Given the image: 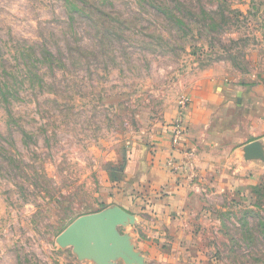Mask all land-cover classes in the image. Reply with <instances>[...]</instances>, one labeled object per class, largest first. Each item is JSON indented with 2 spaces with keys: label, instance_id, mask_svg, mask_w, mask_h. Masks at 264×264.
<instances>
[{
  "label": "rangeland",
  "instance_id": "374dc122",
  "mask_svg": "<svg viewBox=\"0 0 264 264\" xmlns=\"http://www.w3.org/2000/svg\"><path fill=\"white\" fill-rule=\"evenodd\" d=\"M210 76L252 90L264 155V0H0V264H99L60 235L119 185L145 198L104 166ZM254 161L241 184L223 173L193 192L176 264H264Z\"/></svg>",
  "mask_w": 264,
  "mask_h": 264
},
{
  "label": "crops",
  "instance_id": "0c3cea01",
  "mask_svg": "<svg viewBox=\"0 0 264 264\" xmlns=\"http://www.w3.org/2000/svg\"><path fill=\"white\" fill-rule=\"evenodd\" d=\"M231 82L211 76L203 79L190 89L186 100L164 117L152 136L131 139L126 174L135 183V193L145 198L126 196L121 191L127 188L119 185L114 191L120 189V194L109 205L128 213L129 218L118 230L129 236L132 250L140 255L143 264L181 261L186 250L180 249V242L189 239L190 233L186 209L193 192L205 185L207 176H213L210 180L216 187L221 175L230 173L234 185L223 186L231 188L241 184L248 172L263 169L257 161L243 159V147L260 137L255 135L256 111L248 104L253 102L252 90L237 88ZM179 120L182 138L174 145L169 134ZM169 162L173 168L183 167L178 177ZM245 184L253 185L250 180ZM172 242L175 243L169 251Z\"/></svg>",
  "mask_w": 264,
  "mask_h": 264
},
{
  "label": "water",
  "instance_id": "95a60500",
  "mask_svg": "<svg viewBox=\"0 0 264 264\" xmlns=\"http://www.w3.org/2000/svg\"><path fill=\"white\" fill-rule=\"evenodd\" d=\"M247 161L264 162L263 148L259 141L243 147ZM129 215L118 206H111L102 213L82 216L75 220L59 237L61 243L74 248L80 256L95 257L99 264H143V260L132 250L130 238L118 228Z\"/></svg>",
  "mask_w": 264,
  "mask_h": 264
},
{
  "label": "trees",
  "instance_id": "16d2710c",
  "mask_svg": "<svg viewBox=\"0 0 264 264\" xmlns=\"http://www.w3.org/2000/svg\"><path fill=\"white\" fill-rule=\"evenodd\" d=\"M0 92H3L2 87H0ZM128 157H124V161L121 165H113L111 163H107L104 167L108 173V180L110 183H121L126 176V167H127Z\"/></svg>",
  "mask_w": 264,
  "mask_h": 264
},
{
  "label": "built area",
  "instance_id": "2783aa9c",
  "mask_svg": "<svg viewBox=\"0 0 264 264\" xmlns=\"http://www.w3.org/2000/svg\"><path fill=\"white\" fill-rule=\"evenodd\" d=\"M179 122H180V120L176 122V125L174 126V129H171L170 134H169L170 135L169 137L171 139V142L174 145L180 143V139H181V135H182V130L178 126ZM168 164H169L170 168H173V166L171 165L170 162ZM188 165L191 167L190 163ZM182 169H183V167H181V166H178L176 168H173V171L175 172V174L177 175V177L179 175V170H182Z\"/></svg>",
  "mask_w": 264,
  "mask_h": 264
}]
</instances>
